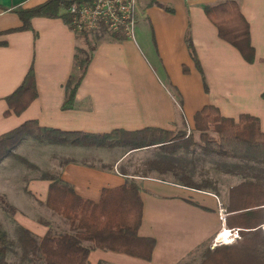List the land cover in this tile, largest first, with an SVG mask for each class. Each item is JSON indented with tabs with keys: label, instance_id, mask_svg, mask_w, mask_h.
I'll return each mask as SVG.
<instances>
[{
	"label": "crops",
	"instance_id": "0c3cea01",
	"mask_svg": "<svg viewBox=\"0 0 264 264\" xmlns=\"http://www.w3.org/2000/svg\"><path fill=\"white\" fill-rule=\"evenodd\" d=\"M46 1L0 0V33L20 27L16 15L10 13L12 8H32ZM226 1L238 4L248 24L252 64L218 38L216 28L204 14L203 6ZM139 7L142 24L133 40H114L105 35L96 44L70 110L61 106L64 85L72 72L74 48L78 46L74 32L61 19L33 18L31 30L0 36V42L6 43L0 46V136L35 121L41 128L66 133L157 129L192 134L197 143L174 152L170 146L128 149L103 167L70 162L59 168V179L77 196L91 202L99 200L103 189L128 183L138 187L142 215L137 235L154 241L151 259L143 261L84 243L89 249V264H180L218 233V209L227 214L228 191L224 204V195L209 188L185 186L182 179L200 183L194 179L195 173L180 168L176 161L180 150L200 148L194 140L193 116L204 106L217 108L224 118L254 117L264 133V0H140ZM186 32L206 90L188 54ZM31 64L37 97L21 114L14 115L8 111L5 98L20 86ZM146 150L160 153L159 163L147 162L149 174L119 168L129 155ZM48 185L44 180L30 182L26 192L31 203H27L26 212L23 203L17 205L0 192L16 210V224L39 238L46 234L49 224H44L45 228L35 217L41 208L53 214L45 207Z\"/></svg>",
	"mask_w": 264,
	"mask_h": 264
},
{
	"label": "trees",
	"instance_id": "16d2710c",
	"mask_svg": "<svg viewBox=\"0 0 264 264\" xmlns=\"http://www.w3.org/2000/svg\"><path fill=\"white\" fill-rule=\"evenodd\" d=\"M74 3L75 0H48L32 8H12L10 13L16 15L20 27L2 32L0 36L31 30L30 23L33 18L61 19L68 26L70 18L63 12ZM164 9L172 13V10ZM203 11L216 28L218 38L236 49L246 63L252 64L254 51L249 42L248 24L240 14L238 4L235 1H226L216 6H203ZM70 29L78 40V46L74 48L71 75L64 85L62 110H70L73 107L76 91L87 72L99 41L97 38V41H91L89 33L74 31L72 27ZM109 37L114 40L124 39L120 35ZM184 41L195 68L202 76L206 90L189 32H186ZM4 45L5 42H0V46ZM183 72L186 73L185 68ZM36 97L31 64L20 86L5 98V102L8 111L19 115ZM261 98L264 100V91ZM193 132L197 134L198 143L204 151L264 164V133L260 131L259 121L254 117L240 115L236 120L224 118L217 108L204 106L193 116ZM28 138L49 144L77 147L118 146L131 151L170 146L171 152H174L197 144L193 141L192 134L186 136L185 133L174 134L157 129L148 128L135 132L112 131L108 134L66 133L41 128L35 121H28L0 136V162L10 155L21 141ZM41 180L49 182L45 207L65 221L70 231L57 236L46 232L43 237L38 238L18 226V243L23 259L30 256L41 264H89V249L83 246L84 243L98 250L124 254L143 261L151 259L154 241L137 235L142 203L138 187L134 183L114 189H103L99 200L91 202L77 196L69 185L59 179V176L44 175ZM181 183L196 190L208 188L207 185L195 184L185 179H182ZM0 203L13 215L16 213L2 197ZM226 212L225 224L228 228L249 232L243 234L242 240L235 244L217 248L201 264H264V233L260 229L264 223V184L249 181L230 188ZM13 245L0 226V264H8L7 255L12 252Z\"/></svg>",
	"mask_w": 264,
	"mask_h": 264
},
{
	"label": "rangeland",
	"instance_id": "374dc122",
	"mask_svg": "<svg viewBox=\"0 0 264 264\" xmlns=\"http://www.w3.org/2000/svg\"><path fill=\"white\" fill-rule=\"evenodd\" d=\"M140 16L138 17L136 28L142 24ZM135 33H137V29ZM105 37L107 36L91 33L89 39L95 42L97 39L100 41ZM196 135L195 133V141L198 140ZM127 150L128 148L118 146L95 147L86 145L77 147L66 144H49L32 138L24 139L11 151L10 155L0 162V192L6 193L8 199H12L17 205L23 203L26 212L29 209V204L27 203H31L29 199L31 197L26 192L31 181L41 180L44 175L57 177L59 168L66 162H78L88 166L100 167L110 165L112 161H115L121 155L123 156ZM178 155L176 161L180 168L185 167V170L188 169L192 174L195 173L194 179L200 185H207L209 189L215 191L218 195H224V198L221 199L224 204L226 203V190L229 192L230 188L242 182L250 181L264 184V164L262 163L217 155L204 151L202 147L199 149L180 150ZM148 161H157L159 163L160 153L155 152V150L133 153L122 162L119 168L129 173L145 175L147 172L149 174ZM192 165L195 167L194 170H192ZM0 197L12 207L7 202L8 199L6 200L4 196ZM30 214L33 216L35 213ZM15 216L10 210L3 208L0 203V226L14 244L12 252L7 255V263L41 264L30 256L27 259H23L18 243V225L14 221ZM35 218L45 228L44 224H49L47 232L53 235L67 234L70 231L65 221L54 214L46 212L43 208H41V212ZM248 232L247 230H242V238L243 234ZM215 250H210L208 243V245L190 254L180 264H201Z\"/></svg>",
	"mask_w": 264,
	"mask_h": 264
},
{
	"label": "built area",
	"instance_id": "2783aa9c",
	"mask_svg": "<svg viewBox=\"0 0 264 264\" xmlns=\"http://www.w3.org/2000/svg\"><path fill=\"white\" fill-rule=\"evenodd\" d=\"M139 3L140 0H75L63 13L68 14V27L74 31L120 35L133 40L140 15ZM218 217L221 228L210 241V250L235 244L242 238V230L225 226L226 214L221 208ZM261 229L264 232V223Z\"/></svg>",
	"mask_w": 264,
	"mask_h": 264
}]
</instances>
